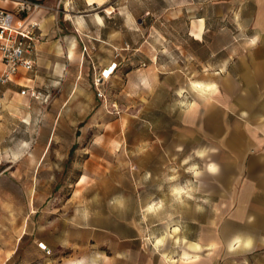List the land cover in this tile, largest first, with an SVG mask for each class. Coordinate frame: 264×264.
<instances>
[{"label":"rangeland","instance_id":"374dc122","mask_svg":"<svg viewBox=\"0 0 264 264\" xmlns=\"http://www.w3.org/2000/svg\"><path fill=\"white\" fill-rule=\"evenodd\" d=\"M32 1L39 7L29 17L38 22L41 10L46 20L40 28L43 49L24 75L32 77L39 94L21 97L10 84L0 100V114L6 115L0 124L13 131L8 139L17 134L28 146L46 150L37 182L28 185V224L11 264H183L182 238L219 236L222 264H264L263 249H226L229 229H239L230 224L228 202L203 199L196 191L197 169L190 167L202 169V163L193 147L195 131L189 129L188 145L181 146L180 139L178 97L192 101L190 85L183 93L175 82L161 91L171 104L166 113L151 107L155 95L136 72L151 63L161 76L172 72L175 81L182 71L184 81H195L218 66L225 70L232 59L227 51L245 47L255 33L256 0H92L87 13L101 19L86 31L63 21L83 0ZM0 4L16 11L10 2ZM116 31L119 39L109 35ZM75 40L79 45L67 55L64 48ZM81 41L88 52H82ZM152 52L156 58L150 62ZM110 62L115 67L105 77ZM146 153L151 158L141 160ZM181 187L188 193L180 199L174 189ZM208 251L200 252L201 259L212 262ZM163 252L176 260H165Z\"/></svg>","mask_w":264,"mask_h":264},{"label":"crops","instance_id":"0c3cea01","mask_svg":"<svg viewBox=\"0 0 264 264\" xmlns=\"http://www.w3.org/2000/svg\"><path fill=\"white\" fill-rule=\"evenodd\" d=\"M93 1L103 3V0ZM90 2L92 0H83L82 8L78 9L75 15L67 10L63 21L71 27L86 31L94 19H101L98 14L94 18L87 13L86 6L94 4ZM254 9L251 24L255 33L248 37L245 47L235 53L227 51L226 56L232 59L223 64L225 70L218 66L214 71L203 72L195 81H184L185 74L181 71L177 73L174 81L172 72L161 76L156 65L151 63L136 68L139 83L149 86V91L155 95L154 105L152 100V103L150 102L155 110L162 111L163 107L166 113L170 110L169 97L163 100L159 95L162 90L172 88L173 82L179 85L180 93L184 92V85L186 88L190 85L193 92L192 101L188 103L189 97L185 95L178 97L181 104V146L188 145L189 129L195 131L196 140L193 147L195 146L198 160L202 163V169L195 165L190 167L197 169L196 177L194 176L197 180L196 191L203 199L227 201L230 224L239 226V229L234 231L229 229V240L225 243L230 252L239 248L264 250V0H256ZM37 13L41 16L38 19L41 28L43 21H46L42 17L44 12L39 10ZM198 20H202V24H198L194 33L201 35L203 18ZM83 34L84 37H91L87 33ZM113 34L119 39L121 32L109 33ZM118 42L117 45L122 46V40ZM77 44L75 40L71 48H64L66 54L74 53L79 45ZM35 49L36 60L43 44L39 42ZM222 49L218 50L219 53ZM215 52L209 57L214 58ZM155 58L153 52L149 54L150 62L155 61ZM114 67L110 62L107 69H104V74L107 70L112 71ZM25 73H18L10 82L1 86L0 100L5 92L10 91V84L16 85L18 89L19 85L34 88L32 77L25 76ZM193 82L213 84L215 88L202 93L193 87ZM0 121H6L5 114H0ZM4 126L5 123L0 124V264H11L17 241L25 233L28 224V185L29 182H37L36 174L46 146L36 143L28 146L27 141L20 139L16 133L13 139H8L13 131L4 129ZM206 141L209 143H205ZM147 157L151 158V154L146 153L141 160ZM210 166H215L216 170L210 171ZM176 189L178 188L174 189L173 194L180 196V199L184 192L188 193L181 187L178 189L179 194H176ZM209 231L203 232L210 233ZM222 231V226H219L217 232ZM174 232H178V227L174 228ZM203 239L180 240L183 247L179 260L183 264H215V259L218 260L217 264H222L220 236L218 240ZM160 244L158 241L155 246ZM203 249L209 250L208 253L212 250V262L201 259L200 252ZM183 252H186L187 256L183 255ZM162 255L165 260H176L166 252Z\"/></svg>","mask_w":264,"mask_h":264},{"label":"built area","instance_id":"2783aa9c","mask_svg":"<svg viewBox=\"0 0 264 264\" xmlns=\"http://www.w3.org/2000/svg\"><path fill=\"white\" fill-rule=\"evenodd\" d=\"M15 1L16 11L12 12L0 5V93L1 86L10 82L21 72L32 70L36 45L42 33L36 19L29 17L28 12L39 7L32 0H0ZM25 16L18 18L17 14ZM82 52H88V46L81 41ZM19 95L36 99L39 92L25 85H19Z\"/></svg>","mask_w":264,"mask_h":264},{"label":"bare ground","instance_id":"6f19581e","mask_svg":"<svg viewBox=\"0 0 264 264\" xmlns=\"http://www.w3.org/2000/svg\"><path fill=\"white\" fill-rule=\"evenodd\" d=\"M5 2H11L12 4H14L15 1H5ZM110 73H111V69L107 70V72L104 74L105 77H108ZM102 76H103V73H102ZM192 85L195 89H197L198 91H200L202 93H207L210 91L211 88H215V86L213 84H203V83H199V82H193ZM175 192H176V194H179L178 189H176ZM151 209H149V210H151ZM175 231H177V229H175ZM45 248L46 247L44 246V249Z\"/></svg>","mask_w":264,"mask_h":264},{"label":"clouds","instance_id":"9594fccd","mask_svg":"<svg viewBox=\"0 0 264 264\" xmlns=\"http://www.w3.org/2000/svg\"><path fill=\"white\" fill-rule=\"evenodd\" d=\"M210 171H215L216 169H215V166H210V169H209ZM237 242H239L238 240H237Z\"/></svg>","mask_w":264,"mask_h":264},{"label":"water","instance_id":"95a60500","mask_svg":"<svg viewBox=\"0 0 264 264\" xmlns=\"http://www.w3.org/2000/svg\"><path fill=\"white\" fill-rule=\"evenodd\" d=\"M38 246L44 249V245L41 243H38ZM46 249V248H45ZM47 250V249H46Z\"/></svg>","mask_w":264,"mask_h":264}]
</instances>
